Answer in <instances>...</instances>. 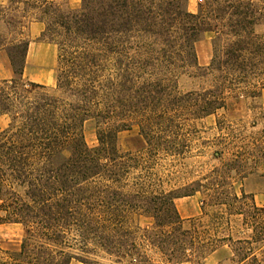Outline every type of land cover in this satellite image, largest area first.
<instances>
[{
	"label": "trees",
	"instance_id": "trees-1",
	"mask_svg": "<svg viewBox=\"0 0 264 264\" xmlns=\"http://www.w3.org/2000/svg\"><path fill=\"white\" fill-rule=\"evenodd\" d=\"M188 1L83 0L75 11L60 0H0V23L21 31L15 12L32 16L58 51L55 88L24 78L29 39L18 40L19 56L8 52L15 76L0 80V118L9 121L0 130V227L25 230L14 264H158L149 250L161 264H201L223 246L235 264H264V207L233 191L251 158L241 148L224 159L233 142L223 122L218 166L183 179L164 165L190 154L195 123L247 95L249 77L264 89V37L255 33L264 15L253 0H205L198 14ZM206 33L215 34L213 57L202 68L195 42ZM182 76L211 81L183 92ZM134 129L131 141L143 146L124 152L119 135ZM198 194L202 215L182 218L176 201ZM136 216L153 224L142 228Z\"/></svg>",
	"mask_w": 264,
	"mask_h": 264
},
{
	"label": "rangeland",
	"instance_id": "rangeland-1",
	"mask_svg": "<svg viewBox=\"0 0 264 264\" xmlns=\"http://www.w3.org/2000/svg\"><path fill=\"white\" fill-rule=\"evenodd\" d=\"M254 6L258 7V16L264 15V0H253ZM66 10L78 11L82 8L83 0H60ZM186 10L191 14L200 13L201 7L205 5V0H189L185 4ZM20 12V11H19ZM14 19L23 22L25 29L20 31L19 26L11 27L10 25L1 23L0 42L5 50L14 55H20L18 40L29 39L34 41H42L41 36L31 38L27 32V27L32 21V16L15 12ZM23 16L26 18L23 19ZM7 20V19H6ZM22 32L20 35L19 33ZM255 33L264 37V25L259 24L255 27ZM215 39L214 33H206L199 36L195 42V51L198 58L199 66L202 68L208 67L213 57V43ZM16 40V41H15ZM12 41H15L12 44ZM16 43V44H15ZM55 54L46 53L41 62L42 68H47L50 60L57 64V47L55 46ZM261 68H264L261 65ZM202 72H196L200 75ZM258 79V80H257ZM249 77L246 88L247 95L239 99H228L226 110L219 111L217 115L206 118L205 120L195 123L194 127L197 132L191 134V152L186 155L181 161H174L172 158H167L164 162L168 170H172L171 165H177L174 171H179L178 176L183 179H198L201 175L206 174L213 166H218L220 160L215 159L214 152L221 150L220 146H216V139L220 136L217 130V122H223L226 129L223 131L224 136L233 142L231 146L224 148V159L233 157L236 150L243 153L246 152L250 157L249 167L253 168L252 172L246 175L245 178L237 177L233 183V191L239 196L242 194L249 195L258 207H264V89L260 88L262 84L261 77ZM210 80L200 77L182 76L179 80V88L183 92L197 90L200 87H207ZM254 87V88H253ZM255 87L259 90L260 96L252 98ZM52 88H55L52 87ZM3 127V122L0 121V129ZM194 132V128H191ZM86 142L89 147L98 145L96 138V123L88 121L84 128ZM138 135V131L134 129L131 132H123L119 135V145L122 151L134 150L143 146L140 141H131ZM207 143V144H203ZM223 149V147H222ZM260 150L261 153H258ZM250 172V171H249ZM182 179V181H183ZM201 200L203 196L198 194L195 198H187L176 201L177 209L184 219H195L202 215ZM211 210V209H207ZM190 211V212H189ZM208 211V212H209ZM193 214L188 217V215ZM135 223L142 228H147L153 224V221L146 217L136 216ZM236 230L242 232L240 223L236 224ZM235 231V233H237ZM25 236V230L22 225H5L0 227V264H14L12 258L20 253L22 239ZM150 258L161 264L163 258L154 250H149ZM12 257V258H10ZM233 252L228 246H223L217 252L207 256L201 261V264H235L233 260ZM104 264H116L113 259L107 257L100 259ZM72 264H82L78 261H73ZM122 264H128L123 262ZM190 264V263H184Z\"/></svg>",
	"mask_w": 264,
	"mask_h": 264
},
{
	"label": "crops",
	"instance_id": "crops-1",
	"mask_svg": "<svg viewBox=\"0 0 264 264\" xmlns=\"http://www.w3.org/2000/svg\"><path fill=\"white\" fill-rule=\"evenodd\" d=\"M43 31H44V25L39 22H31L27 27V32L30 34L31 38L33 39L41 36ZM0 34H1V23H0ZM55 51H56L55 45L53 44L45 43L42 41L30 40L25 69H24V78L33 83L41 84L50 88L54 87L56 85L57 64L54 61L52 62V60H50L48 63L49 64L48 67L44 69L41 67V62L43 61L44 59L43 56L46 53L49 52L51 54L52 53L55 54ZM14 76L15 74L13 72L9 56L6 54L5 50L2 49L0 50V80H10ZM0 121L3 122V127L0 130H3L8 126L9 121L6 117H1ZM178 200H182V199H178ZM192 215L193 214H190L188 215V217ZM11 225H17V224H11Z\"/></svg>",
	"mask_w": 264,
	"mask_h": 264
}]
</instances>
